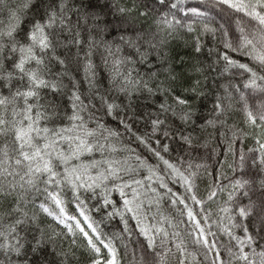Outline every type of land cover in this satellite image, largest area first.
I'll use <instances>...</instances> for the list:
<instances>
[{
  "label": "snow or ice",
  "instance_id": "1",
  "mask_svg": "<svg viewBox=\"0 0 264 264\" xmlns=\"http://www.w3.org/2000/svg\"><path fill=\"white\" fill-rule=\"evenodd\" d=\"M0 264H264V0H0Z\"/></svg>",
  "mask_w": 264,
  "mask_h": 264
},
{
  "label": "trees",
  "instance_id": "2",
  "mask_svg": "<svg viewBox=\"0 0 264 264\" xmlns=\"http://www.w3.org/2000/svg\"><path fill=\"white\" fill-rule=\"evenodd\" d=\"M175 50L180 52L181 55H184V52L182 51V45H176Z\"/></svg>",
  "mask_w": 264,
  "mask_h": 264
}]
</instances>
